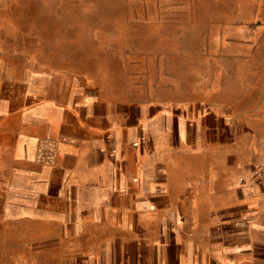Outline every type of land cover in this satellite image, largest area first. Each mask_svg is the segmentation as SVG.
Instances as JSON below:
<instances>
[{
	"label": "crops",
	"instance_id": "1",
	"mask_svg": "<svg viewBox=\"0 0 264 264\" xmlns=\"http://www.w3.org/2000/svg\"><path fill=\"white\" fill-rule=\"evenodd\" d=\"M19 66H0V222H46L37 244L79 252L42 264H264V149L232 98L138 102ZM181 145L213 155L208 188L167 180ZM147 217L158 240L125 234Z\"/></svg>",
	"mask_w": 264,
	"mask_h": 264
},
{
	"label": "rangeland",
	"instance_id": "2",
	"mask_svg": "<svg viewBox=\"0 0 264 264\" xmlns=\"http://www.w3.org/2000/svg\"><path fill=\"white\" fill-rule=\"evenodd\" d=\"M22 63L63 69L85 77L93 92L138 102L148 91L183 104L230 97L264 149V0H0V66L19 79ZM180 148L163 158L167 180L208 188L213 155ZM149 219L125 234L158 240L144 227L156 229ZM1 222L0 264L79 256L37 244L46 222L19 219L11 231Z\"/></svg>",
	"mask_w": 264,
	"mask_h": 264
}]
</instances>
